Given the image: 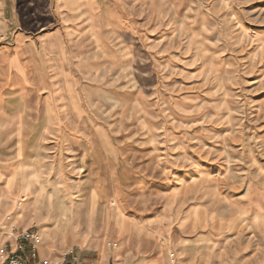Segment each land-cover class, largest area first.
<instances>
[{"label":"rangeland","instance_id":"obj_1","mask_svg":"<svg viewBox=\"0 0 264 264\" xmlns=\"http://www.w3.org/2000/svg\"><path fill=\"white\" fill-rule=\"evenodd\" d=\"M3 1L13 51L56 28L48 0ZM93 8L59 60L0 65V232L53 264H264V0Z\"/></svg>","mask_w":264,"mask_h":264},{"label":"crops","instance_id":"obj_2","mask_svg":"<svg viewBox=\"0 0 264 264\" xmlns=\"http://www.w3.org/2000/svg\"><path fill=\"white\" fill-rule=\"evenodd\" d=\"M1 1V0H0ZM96 0H48L47 3V12L52 17V23L56 25V28H53L51 32L43 34L44 28H40V35H30L35 30H28L26 28L20 27L17 28V32H20L14 40L17 42L14 49L12 50V25L6 18L3 17V22H0V65H4L6 60H45L43 56L45 51L49 48L52 49V60H59L61 58V49L64 45L70 44L73 42L71 40V33L75 28L79 27L82 22H85L86 19L81 17H91L95 15L93 13L94 4ZM3 5V6H2ZM1 6L3 7L1 9ZM5 1L3 4L0 2V15L5 10ZM3 10V11H2ZM39 26H37L38 28ZM86 31L85 28H83ZM62 37L63 40H60ZM44 45H46L44 47ZM46 56V55H45ZM44 56V57H45ZM1 71V69H0ZM12 110L9 106L4 103V93L0 91V143L7 139L2 137V132L10 128L12 124L11 114ZM22 116L18 115L16 118V125L20 129H24L26 126L22 121ZM2 166V167H1ZM3 165H0V175L9 176L7 168L2 169ZM8 188L0 187V194L7 193Z\"/></svg>","mask_w":264,"mask_h":264},{"label":"built area","instance_id":"obj_3","mask_svg":"<svg viewBox=\"0 0 264 264\" xmlns=\"http://www.w3.org/2000/svg\"><path fill=\"white\" fill-rule=\"evenodd\" d=\"M40 245L37 231L17 232L15 226L8 223L0 232V264H53L39 259ZM171 260L175 262L174 256Z\"/></svg>","mask_w":264,"mask_h":264},{"label":"bare ground","instance_id":"obj_4","mask_svg":"<svg viewBox=\"0 0 264 264\" xmlns=\"http://www.w3.org/2000/svg\"><path fill=\"white\" fill-rule=\"evenodd\" d=\"M24 178V177H23ZM14 180V179H13ZM16 182V181H15ZM24 187H26V190H28L29 189V185H28V181H27V184L25 183V186Z\"/></svg>","mask_w":264,"mask_h":264}]
</instances>
